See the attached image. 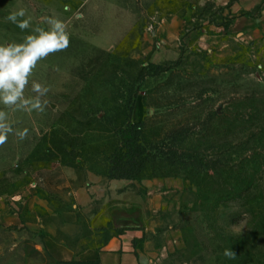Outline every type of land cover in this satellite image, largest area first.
I'll return each instance as SVG.
<instances>
[{
	"label": "rangeland",
	"instance_id": "1",
	"mask_svg": "<svg viewBox=\"0 0 264 264\" xmlns=\"http://www.w3.org/2000/svg\"><path fill=\"white\" fill-rule=\"evenodd\" d=\"M48 18L70 44L29 77L44 111L0 104L28 129L0 145V264L87 262L129 226L144 264H264V0H0V45ZM128 122L178 164L110 180Z\"/></svg>",
	"mask_w": 264,
	"mask_h": 264
},
{
	"label": "clouds",
	"instance_id": "2",
	"mask_svg": "<svg viewBox=\"0 0 264 264\" xmlns=\"http://www.w3.org/2000/svg\"><path fill=\"white\" fill-rule=\"evenodd\" d=\"M26 17V10L21 8L5 17L26 30L31 25V18ZM48 29L37 27L34 34L27 35L23 43H9L0 45V104L5 108L19 109L27 112H43L48 101L42 98L47 95L49 88L33 81L31 90L35 94L25 96V89L29 85V77L37 64L49 55L64 51L70 44V37L63 21L48 18ZM15 134L21 140L25 139L28 129L14 130L8 122L7 113L0 110V145L6 143L9 134ZM224 256L234 259L236 253L232 249H225Z\"/></svg>",
	"mask_w": 264,
	"mask_h": 264
},
{
	"label": "trees",
	"instance_id": "3",
	"mask_svg": "<svg viewBox=\"0 0 264 264\" xmlns=\"http://www.w3.org/2000/svg\"><path fill=\"white\" fill-rule=\"evenodd\" d=\"M119 147L109 158L107 171L110 180H134L139 178L146 168L157 162L177 165L178 152L165 153L162 146L148 147L143 142V124L128 122L118 131ZM80 264H100L88 261Z\"/></svg>",
	"mask_w": 264,
	"mask_h": 264
},
{
	"label": "crops",
	"instance_id": "4",
	"mask_svg": "<svg viewBox=\"0 0 264 264\" xmlns=\"http://www.w3.org/2000/svg\"><path fill=\"white\" fill-rule=\"evenodd\" d=\"M125 230L112 234L103 244L82 253L84 261H99L100 264H144L140 246L142 230L135 227H124Z\"/></svg>",
	"mask_w": 264,
	"mask_h": 264
}]
</instances>
